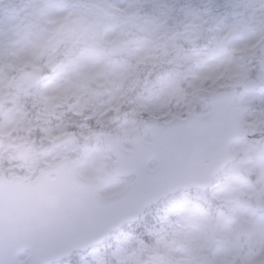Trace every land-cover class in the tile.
Returning <instances> with one entry per match:
<instances>
[{
	"label": "snow or ice",
	"instance_id": "snow-or-ice-1",
	"mask_svg": "<svg viewBox=\"0 0 264 264\" xmlns=\"http://www.w3.org/2000/svg\"><path fill=\"white\" fill-rule=\"evenodd\" d=\"M89 248L264 264V0H24L0 20V264Z\"/></svg>",
	"mask_w": 264,
	"mask_h": 264
},
{
	"label": "rangeland",
	"instance_id": "rangeland-1",
	"mask_svg": "<svg viewBox=\"0 0 264 264\" xmlns=\"http://www.w3.org/2000/svg\"><path fill=\"white\" fill-rule=\"evenodd\" d=\"M157 1L160 2V0H157ZM194 1L198 2V1H201V0H194ZM204 1H206V0H204ZM0 2H1V0H0ZM165 2L167 4H170V5H173L174 4V5L179 6V5L182 4L183 0H165ZM5 14L6 15H11L12 12L5 10V8H2L1 9V7H0V20L2 19V21H3V18H4V15ZM15 19H16V16L13 15V16H10L9 19L6 18V22L7 21H14ZM113 189L114 188H109V189H105V191L106 192H111ZM206 195L207 194L204 191H191V192L188 191V192L182 193L179 196H173L169 200H167V201L165 200V202H163L162 204L157 205L154 208H152V217H153V220H154V216L156 215V213L160 209H161V212L157 215L158 224H156L155 226H152L151 225V230L148 232V235L150 233L151 235H153V238L152 239H155L154 233L156 231H159L161 228H166L167 227L166 224L162 223L164 217L169 216L174 211V209L177 208V207H179L184 201L201 202V201H199L198 198L203 197V196H206ZM173 219H174V217H173ZM130 242L131 241H129V243ZM142 247H143V244L139 248H137V249H140ZM114 248H116V247L113 246V241L110 240L109 243H108V245H106L102 249L103 250L109 249V250H111V253H113V249ZM117 261H118V258H117Z\"/></svg>",
	"mask_w": 264,
	"mask_h": 264
}]
</instances>
